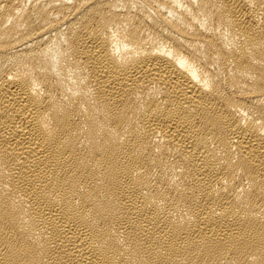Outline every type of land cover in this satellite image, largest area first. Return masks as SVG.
Instances as JSON below:
<instances>
[{
	"label": "bare ground",
	"instance_id": "obj_1",
	"mask_svg": "<svg viewBox=\"0 0 264 264\" xmlns=\"http://www.w3.org/2000/svg\"><path fill=\"white\" fill-rule=\"evenodd\" d=\"M0 264H264V0H0Z\"/></svg>",
	"mask_w": 264,
	"mask_h": 264
}]
</instances>
